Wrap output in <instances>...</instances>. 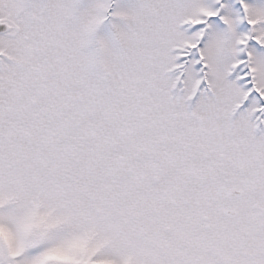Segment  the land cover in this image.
Returning a JSON list of instances; mask_svg holds the SVG:
<instances>
[{
	"label": "snow or ice",
	"instance_id": "6c2138e0",
	"mask_svg": "<svg viewBox=\"0 0 264 264\" xmlns=\"http://www.w3.org/2000/svg\"><path fill=\"white\" fill-rule=\"evenodd\" d=\"M0 264H264V0H0Z\"/></svg>",
	"mask_w": 264,
	"mask_h": 264
}]
</instances>
